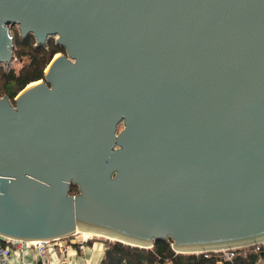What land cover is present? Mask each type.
I'll return each mask as SVG.
<instances>
[{"label": "water", "instance_id": "1", "mask_svg": "<svg viewBox=\"0 0 264 264\" xmlns=\"http://www.w3.org/2000/svg\"><path fill=\"white\" fill-rule=\"evenodd\" d=\"M13 27L65 53L0 97L1 239L264 244V0H0V66Z\"/></svg>", "mask_w": 264, "mask_h": 264}, {"label": "trees", "instance_id": "2", "mask_svg": "<svg viewBox=\"0 0 264 264\" xmlns=\"http://www.w3.org/2000/svg\"><path fill=\"white\" fill-rule=\"evenodd\" d=\"M60 53L64 54L65 50L54 41L43 47L37 46L36 39L32 36L22 39L16 35L15 56L23 66L18 71L10 68L7 73L0 68V90L13 100L27 86L43 80L46 69ZM70 193L77 194L78 188L73 186ZM109 242L106 245L108 251L100 264H257L260 259H264V247L260 252L252 247L239 249L232 261H223L215 252L190 256L177 254L172 248V241L167 240L157 241L151 249ZM0 243L5 244L3 241ZM88 245L91 246L92 243L89 242Z\"/></svg>", "mask_w": 264, "mask_h": 264}, {"label": "built area", "instance_id": "3", "mask_svg": "<svg viewBox=\"0 0 264 264\" xmlns=\"http://www.w3.org/2000/svg\"><path fill=\"white\" fill-rule=\"evenodd\" d=\"M62 240L46 242H23L0 238V241L5 243H0V264H29L27 258L34 256L37 258V264H73L74 261L72 262L68 260L65 256V254H67V248H62L64 247L62 246ZM80 242L81 243L79 247L83 252L88 246L89 242L87 240ZM251 247L254 248L256 252H260L261 248L264 247V244H256L255 246ZM55 250H58L61 253L60 257L56 258V260L52 256V253H54ZM236 251L238 250H225L215 253L218 254L223 261H232L235 257ZM78 264H88V262L84 261L83 263ZM257 264H264V259H260Z\"/></svg>", "mask_w": 264, "mask_h": 264}, {"label": "crops", "instance_id": "4", "mask_svg": "<svg viewBox=\"0 0 264 264\" xmlns=\"http://www.w3.org/2000/svg\"><path fill=\"white\" fill-rule=\"evenodd\" d=\"M80 243L81 242L78 239L62 240V246H64L62 248H67V254H65L67 259L72 262L74 261L73 264L83 263L84 261L88 262V264H100L102 259L104 258V255H106L105 244L97 242L92 244L91 246L88 245L82 252L79 247ZM60 254L61 253L58 250H55V252L52 253V256L56 260V258L60 257ZM27 261L29 262V264H37V258L35 256L28 257Z\"/></svg>", "mask_w": 264, "mask_h": 264}, {"label": "rangeland", "instance_id": "5", "mask_svg": "<svg viewBox=\"0 0 264 264\" xmlns=\"http://www.w3.org/2000/svg\"><path fill=\"white\" fill-rule=\"evenodd\" d=\"M11 31H12V34L14 35L15 39H16V35H18V36L20 37L21 34H19V31H18L17 27H13V29L11 28ZM50 41H54V42H55V38H54V39H51ZM49 43H50V42H49ZM15 57H16V56H15ZM22 66H23V64L18 63V62H17V59H16V60L14 61V63L12 64V66H10V67L0 66V68H3V71H5V73H7V72L9 71L10 68H15V69L18 71V70H20V69L22 68ZM5 95H7V94L3 93V91L0 90V97H3V96H5ZM16 97H17V96H16ZM16 97H15V98H16ZM15 98H14V99H15ZM14 99H13V100H14ZM11 100H12V99H11ZM13 100H12V102H13ZM122 129H123V127L121 126V127L119 128V132H120ZM82 238H83V237H81V234H78V235H74V236L70 237L69 239H73V240L78 239L79 241H83ZM88 242H91L92 244L99 242V243H103V244H105V246L108 245V244L110 243L108 240H107V242H106L105 239H94V240L92 239V240H90V241H88ZM111 243H113V242H111Z\"/></svg>", "mask_w": 264, "mask_h": 264}, {"label": "bare ground", "instance_id": "6", "mask_svg": "<svg viewBox=\"0 0 264 264\" xmlns=\"http://www.w3.org/2000/svg\"><path fill=\"white\" fill-rule=\"evenodd\" d=\"M33 85H36V84H32L30 87H32ZM78 234H81V237L83 241H90V240H94V239H105V240H108V241H111V242H116L115 240L113 239H110V238H106V237H103V236H100V235H95V234H92V233H89V232H78L76 235Z\"/></svg>", "mask_w": 264, "mask_h": 264}]
</instances>
